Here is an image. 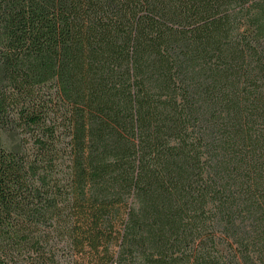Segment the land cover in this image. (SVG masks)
Instances as JSON below:
<instances>
[{
	"label": "trees",
	"instance_id": "1",
	"mask_svg": "<svg viewBox=\"0 0 264 264\" xmlns=\"http://www.w3.org/2000/svg\"><path fill=\"white\" fill-rule=\"evenodd\" d=\"M0 264H264V0H0Z\"/></svg>",
	"mask_w": 264,
	"mask_h": 264
}]
</instances>
